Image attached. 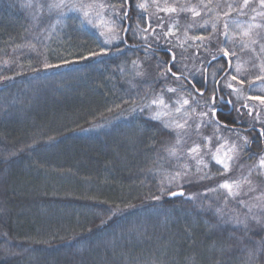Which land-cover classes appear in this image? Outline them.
Returning <instances> with one entry per match:
<instances>
[{"label":"trees","instance_id":"trees-1","mask_svg":"<svg viewBox=\"0 0 264 264\" xmlns=\"http://www.w3.org/2000/svg\"><path fill=\"white\" fill-rule=\"evenodd\" d=\"M174 1L178 11L169 16L177 15L179 25L188 23L180 29L183 37L185 33L199 37L198 32L208 31L188 27L198 20L179 8L188 6L190 0ZM98 2L105 8L96 7L95 11H103L107 18L112 12L109 6L128 10L129 19L117 33L122 39L111 45L103 43L102 29L82 26V16L70 7L47 13L36 10L37 0H0V77H10L0 79V264H264V223L250 219L245 235L242 227L219 222L208 208L209 204L213 209L223 204L225 193L206 189L230 177L215 162H210L206 171L212 179L198 181L193 175L191 182H184V196L165 193L159 201L151 198L161 195L164 171L159 168L167 154L164 148L174 143L176 136L151 119L148 108H140L157 96L169 101L182 95L190 101L189 110H208L205 99L213 88L221 89L218 97L232 100L235 108L219 105L217 119L227 124L219 130L239 138L246 135L253 141L239 154L242 167L264 153V138L259 135L261 124H254L256 114L252 111L249 116V108L243 107L250 105L248 99H237L226 81L238 75L244 83L233 81L234 86L239 84L252 96L264 97L257 86L264 81L255 79L259 71L253 67L262 57H252L264 55L259 53V43L253 45V53L237 43L234 57L224 58L219 53L216 60L210 56L201 68L191 59L198 42L184 39L181 47L178 40L168 41L163 35L168 27L165 12L161 11L165 15L161 20L155 15L149 18V10L154 8L149 6L151 0H129L127 5L121 0ZM231 2L211 0L215 8L217 3L222 5L216 8L221 21L245 23L252 17L251 8L260 9L258 0H250L245 15L232 12L225 17L227 8L223 5ZM138 3L148 6L139 9ZM107 8L110 10L104 11ZM138 18L141 28L152 24L149 32L135 37L131 31L125 34L122 28L134 26ZM55 21L56 27L52 25ZM155 22L162 23L163 28ZM152 29L155 34H151ZM229 29L237 31L231 23ZM263 30L257 29L260 42H264ZM222 32L220 23L217 35L210 31L211 40L204 43L207 51L234 47L232 42L222 45ZM161 37L166 39L164 43ZM101 47L108 55L80 58ZM168 49L176 54L172 71L181 76L179 80L170 74L161 76L166 65L157 67L158 62L171 60ZM37 53L47 55L53 64H60L61 59L72 62L44 69ZM243 58L250 61L240 75L235 65ZM133 61L141 65L136 70ZM137 69L142 75L135 74ZM214 79L220 83L214 84ZM205 87L208 91L201 97L196 89ZM168 88L176 91L168 92ZM260 119L264 121V116ZM212 124L209 129L214 131L217 127ZM253 125L256 131L250 130ZM192 138L183 149L190 147ZM252 154L256 155L248 158ZM190 174H196L193 168ZM255 180L256 186L264 184L262 175ZM171 191L177 188L173 186ZM232 206L230 203L229 208ZM235 206L239 209L238 204ZM239 211L242 215L247 212L246 208ZM261 219L264 221V211Z\"/></svg>","mask_w":264,"mask_h":264},{"label":"snow or ice","instance_id":"snow-or-ice-1","mask_svg":"<svg viewBox=\"0 0 264 264\" xmlns=\"http://www.w3.org/2000/svg\"><path fill=\"white\" fill-rule=\"evenodd\" d=\"M260 9L264 10V0H258ZM122 5L129 4V0H121ZM137 8L139 9H146V5L144 3H138ZM222 5L217 3L216 8H220ZM63 7H69L63 3V0H60L59 3H54L49 5V8H63ZM99 7L101 10L105 8V5L100 4L98 6H95L93 4H72L70 6V10L75 11L79 13L82 16L81 24L83 25H90L93 28L96 29H104L103 31H100V36L104 37L103 43L105 45H111L113 41L122 39L117 33L120 30V26L129 19L128 17V10L127 9H117L114 6L112 7V12L108 14V18H105V15L103 11H95V8ZM223 7L227 8V11L223 13L225 17H230L232 12H236L238 15H245L247 9L250 7V0H243L242 3L236 2V0H233L231 3H225ZM206 9V15L211 13L213 11L211 7V0H209L208 3H204L202 10ZM159 11H164L165 13H177L178 8L173 7H164L159 8ZM179 11L184 12H191L193 17H198L201 15V11L197 10L196 6L192 7H180ZM251 11L255 13L247 23H242L238 20H226L224 23V30L220 35L223 36V41L221 42L222 45L224 42H232L234 47L233 48H227L224 46H221L218 49L217 54H214L212 56L213 60H216L219 56V53H223L224 58L228 57H234L236 55L235 52V45L238 43L241 49H250L253 52L256 50L252 48V45H256L259 43V53L264 54V42H260V32L257 31V29H264V19L257 21V17L264 18V11H257L256 8H251ZM115 16L117 19L113 20L111 17ZM220 18V14L216 13V20L211 22V27L213 29V32L215 33L217 31V22ZM209 20H204V23L201 25V27H204L206 29L207 25L209 24ZM229 23L234 24L236 26L237 31L230 32L229 29ZM151 25L149 24V27L141 28L139 23V18L137 23L133 26L129 24L126 27L122 28V31L127 34L129 31H131L132 35L139 36L141 33H148L149 28ZM159 27L163 28V24L161 23ZM188 27H192V25H188ZM175 24H169L168 31L163 33L165 38L169 36H174ZM155 34V29H152V33ZM156 38L159 39V35L156 34ZM145 41L147 42L148 36H144ZM192 39L195 43L196 41H199L198 44H196L197 49H199L201 46L205 43V37H188L187 33H185V40ZM210 39V37H209ZM126 42V41H125ZM184 42L182 41L180 46L183 47ZM191 46V45H190ZM28 47L32 50H35V46L29 44ZM172 54V58L169 61H160L157 64V67H161L163 65H166V68L164 71H162L161 76L166 78L169 74L171 76H174L176 79H181V76H178L176 72L172 71V68L176 65V54L172 51V49H168ZM41 60L40 62L43 65L44 69L49 68H58L62 64H69L72 61H69L67 59H61L60 64H53L49 62V58L47 55L42 53H37ZM108 55V50L101 47L100 50L97 51H91L88 53L87 56H81V59H89L91 57H98V56H105ZM259 58V55L257 56ZM209 64L211 61L208 62ZM4 64L7 65L8 61L5 60ZM133 64L135 65L136 62L133 61ZM228 66L231 68V60L228 61ZM254 68H258L259 74L256 75V80L264 81V60H261V62L256 65H253ZM35 70V69H34ZM236 72L240 75H243L241 73L240 66H237ZM137 75H142V73L137 72ZM183 75V74H181ZM217 73L214 71L212 73V76L215 77ZM186 78V77H185ZM0 79H10V77H0ZM205 84H207V76H205ZM233 81H237L239 84H243L244 81L242 79H239L238 75H233L231 77ZM214 84H219L220 82L217 80H213ZM249 86L251 87V82H249ZM192 87L195 89L196 85L192 84ZM226 87L231 89L234 94L237 95V99L240 98L242 95V88L235 87L232 83H227ZM168 92H175L176 89L174 88H168ZM197 92H199V95L201 97L204 96V93L208 91V89L205 87L203 90L196 89ZM222 91L219 88H213L212 94L209 98L205 99L204 104L208 108L207 112L201 111L199 115L201 117H208L209 123H214L216 127L219 129L220 127L227 128V124L224 122H221L219 119H217V113L221 111L220 104H227L232 108H235V105L233 104L232 100H225L223 96L218 97V93ZM189 95H192V93H189ZM192 99L194 102L196 101V98L194 95H192ZM248 99L250 100H259L261 105H264V97L260 96H249ZM124 103H127V101H124ZM177 103L180 104L179 107L175 109L176 113H181L184 111V106L189 105L190 101L189 99H182V103L180 101H177ZM157 106V110L152 112L151 119L153 120H160L163 123V126L170 131L175 133L176 139L175 142L172 144H169L165 146L164 151L167 153L168 158H173L176 160L180 159L181 156V150L184 148L185 144V135L187 134V130L191 128V125L188 123L187 119H184L183 121H179L176 119H170L165 120L163 119L166 116H170V112L162 111L163 109L168 108V105L165 104L163 96H157L153 98L150 102V104H142L140 105L141 111L144 110V108L152 109V106ZM116 107H120V105H116ZM245 108H249L248 115L252 116V107L245 103L243 105ZM132 111H135V108L131 109ZM238 113L240 112L239 108L235 109ZM109 112L112 111V109H108ZM195 111V109H193ZM239 122V121H237ZM255 123H260L261 128L259 129V135L260 137L264 138V121L260 119L259 112H257L255 117ZM202 127V124H196V131L199 133V129ZM252 131H256L254 125L250 129ZM208 143L201 145L198 142H193V144L187 148V156L188 158L196 161V174H190L189 171V165L187 163L181 164L178 168L174 169L170 172H164L162 174V179L160 181V193L161 195H153L151 198L153 200L159 201L161 199V196L165 193H167L169 196L175 197V196H184L185 193L183 191V184L184 182H191L193 175H195V179L198 181H204V180H210L213 177L209 175L208 172L204 171V169H207L209 166V163L203 159V155H211L212 160L215 161L217 165L220 166L221 169H223V174H227L232 170L233 162L236 158H238L240 152L250 145L253 141H250L249 137L244 135L240 136V140L243 143H236L233 142L230 147L225 150L224 144H218L215 151H212L210 144H211V138L210 137H204ZM221 139V137H217V140ZM227 143V141H225ZM207 149V151H204ZM203 153V154H202ZM256 155V154H252ZM202 166V167H201ZM256 172L258 175H264V153L260 154L258 157V160L255 164L251 165L248 174L247 175H241L239 178L236 179H225L221 183L217 184L215 187L207 188V192H216L219 190H224L225 196L223 204L216 206L213 209V206L211 204L208 205V208L210 210L214 211V215L216 216L217 220L224 224H232L236 228L242 227L244 229L245 235H248L249 232V220L255 221L257 224L264 223L262 219L258 216L252 215L253 208H259L262 211H264V192H260L258 195L250 196L251 200L256 201V203H249L248 201L242 199L241 197L250 195L251 193L256 192V187L253 185L251 176L252 173ZM198 174V175H197ZM165 184H167V187H165ZM176 187L177 191H171L172 187ZM187 199H192L191 196H188ZM233 204L231 208H229V204ZM236 204L239 205V209L246 208L247 212L241 215L239 209L235 206ZM116 211H119V208L112 210V214L114 215ZM102 223H105V221H102ZM252 253L249 252V258H251Z\"/></svg>","mask_w":264,"mask_h":264},{"label":"rangeland","instance_id":"rangeland-1","mask_svg":"<svg viewBox=\"0 0 264 264\" xmlns=\"http://www.w3.org/2000/svg\"><path fill=\"white\" fill-rule=\"evenodd\" d=\"M187 1H189V0H187ZM59 2H60V0H37L36 10L37 11H41V12H42V10H44V11L46 10L47 13L48 12L49 13L50 12H55V13L56 12H60V11H62L64 9V7L63 8H59V9H57V8L50 9L49 8V5L54 4V3H59ZM63 3L65 5H67V6H69V7L72 4H75V3H77V4H81V3L82 4H93L95 6H98V5L101 4V2H98V0H63ZM204 3H208V0H190V3L186 7L196 6L197 10H200L201 11V15L198 16V17H195L198 21H197V23H195V26H192V28H195L197 30L199 28H202L203 30H205V28L204 27H201V25L204 23V20H206V19L210 21L209 24L206 27V29H208V31H205L204 33L198 32L199 33V37H205L206 38L205 39V42H206V41L211 40V38L209 39V37L212 36L211 33H210V31H213V29L211 27V22H213V21L216 20V17H214L212 14H214L216 16V13L217 12H216V8L211 5L213 11L211 13H209V14L206 15L205 13H206L207 10L206 9L202 10V7H203V4ZM147 6L148 5L146 3V7ZM149 6H150V8L154 7L152 10H149V18H151L152 16L155 15L156 18H159L161 20V18L164 17L165 15L167 16V14H168V16H169V13H167V14L165 13V15H163V13H161V11L158 10V6H159V8L173 7V6L177 7V1H174V0H151V2L149 3ZM45 7H46V9H45ZM110 9H112V8H110ZM110 9L107 8V10H104V11H109ZM257 11H264V10L258 8ZM109 13L110 12H108V14ZM190 14H191V12H190ZM253 15H255V13L252 12V16ZM166 16H165L164 22H167L168 26H169V24H178L180 22L179 17L177 15L175 17H170V16L169 17H166ZM105 18H107V17L105 16ZM175 19L177 20V23H176V20ZM260 19H264V18L257 17V21H260ZM247 22H245V23H247ZM56 23H57V21H55L54 24H52V25L54 27H56L55 26ZM219 23L221 24L222 29L224 30V23L225 22L224 21H221L220 18H219ZM219 23L217 22V27H218V24ZM159 24H161V23H158V24L156 22L154 23V25H156V26H158ZM187 24L180 23V25L179 24L176 25L177 30L176 31L174 30L175 35L174 36H169L168 39L169 38H173L174 41H177L178 40V41L182 42L185 39V37H183L184 32L183 31H180V29L183 28V27H185V26H187ZM189 28H191V27H189ZM103 30L104 29H102V31ZM165 31H168V27H167V29H165ZM263 33H264V30H263ZM215 34L217 35V33H215ZM118 40H115L112 43H115ZM161 40H162L161 42L164 43L165 40H164L163 37H161ZM168 41H170V39ZM197 42L199 43V41H197ZM208 45H207V47H208ZM205 47L206 46L203 45L198 50L195 49L194 50V54L191 56V59L194 58L195 59L194 61L197 60L198 63H200L201 68L206 63V61L208 60V58H210V56H213V54L217 53L212 48L210 49V51L209 50L207 51V49ZM210 47H211V44H210ZM252 48H254L253 45H252ZM199 50L202 53L201 52H198ZM246 50H250V49H246ZM203 52H205V53L203 54ZM250 52L253 53L252 50H250ZM199 53H201V54L198 55ZM257 56L258 55H254L252 57H253V59H255ZM259 56H260L259 58L262 57V60H264V55H259ZM249 61L250 60H248L246 58H243V61H238L236 63L235 69L237 68V66H240L241 73L243 74L242 70L246 66V63H249ZM259 63H260V61H256V65H258ZM136 66H141V65H140V63H138V65L137 64L133 65V67L135 68V70H136ZM137 70H138L137 72H140L141 73V69H137ZM254 70H253V72H254ZM256 70L258 71V68H256ZM243 71H245V69ZM131 72H132V70H129L128 71V73H131ZM137 72L135 74H137ZM123 73H126L127 74V72L125 71V69H124V72ZM229 82L234 85V82L235 81L233 82V80L231 78H229L226 81V84L229 83ZM258 85H259V89L258 90L264 92V84L263 85L257 84V86ZM235 87L242 88V90H243L242 91V95L240 96V99H243L244 98L243 100H245V99H248L249 96H252V94H249L247 92V89L241 87L239 84L238 85L235 84ZM227 89H229V88H227ZM229 90H231V89H229ZM182 99H184V96H182V95H179V96L175 97L173 100H169V101L164 98L165 104L168 105V108L163 109L162 111L170 112V116H166V117L163 118L165 120H170V119H176V120H179V121H183L184 119H187L188 120V123L191 125V128L187 130V134L184 137L185 143H186V141L190 140L191 137L193 136L191 143L189 142L190 146L193 144V142H198L201 145H204V144L208 143V141H206L204 139V137H210L211 138L210 147H211L212 151H215V149H216V147H217L218 144H224V148H225V150H227V148L230 147L233 142H236L238 144L239 143H242V141L240 140L239 137H237V135L234 136V135L227 134V133L224 134L218 128L216 130H214V131H212V129L210 130L209 129V126L213 128V124L211 125V123L208 122V117H201L199 115V113L201 111H198V110L197 111L189 110L190 109L188 107L189 105H185L184 106V111H182L181 113H176L175 112V109L177 107H179L180 104H177L175 106V104L173 102H176L177 103V101H180V103H182ZM151 100L148 102V104H150ZM247 101H248V103L250 104L251 107L253 106L252 109H253L254 114H257V112H259V115L260 116H264V111H263L264 110V105H261V103H260L259 100H250V99H248ZM173 104H174V106H173ZM156 110H157V106L153 105L152 106V109L150 110L151 115H152V112L153 111H156ZM202 111L207 112L208 110H202ZM254 117H256V115ZM158 121L161 122L160 120H158ZM161 124L163 125L162 122H161ZM196 124H202V127L199 129V133H197V131H196ZM165 129H167V128H165ZM167 130H169V129H167ZM217 137H221V139L217 140ZM225 141H227V143H225ZM204 151H207V149H205ZM181 153H182V160H176V161H173L172 158H168L167 157V154H166V156L161 160V166H160V168L157 165L156 166V169L158 167L159 168V171L170 172V171H173L174 169L178 168L181 164L187 163L190 166L189 167V171L191 172V170L193 168L194 169V173H196V168H197L196 161L188 158V156H187V148L186 149H183ZM183 157H184V159H183ZM239 157L240 156H238V158H236L235 161L233 162V167H232V170L229 172L230 173L229 174L230 177H228V179L229 178L236 179V178H239L241 175H247L245 170L246 169L248 170L250 168V166L253 165V164H255L257 162V160H258V158L255 157L256 159L251 160V162L250 161L245 162L244 164H242V167H241V164H238V162H240ZM252 157H254V156L253 155H250L248 158L251 159ZM203 159L209 163V166H210L211 163H214L215 162L214 160H212L210 154L203 155ZM173 165L175 167H173ZM209 166H208L207 169H204V171H208L209 170ZM234 166H235V168H234ZM233 168H234L235 171L233 170ZM257 175H258L257 173L253 172L252 173V176H251V180H252L253 185L255 187H257L256 188V192L251 193L250 195L241 197L242 199L248 201L250 204L251 203H256V201L250 199V196H255V195H258L260 192H264V184L263 183H260L259 182L258 186H256L257 183H256V180H255V177ZM262 176L264 177V175H262ZM216 185H217V183H216ZM261 212H262L261 209H259V208H253L252 215H255V216H258V217L261 218Z\"/></svg>","mask_w":264,"mask_h":264},{"label":"water","instance_id":"water-1","mask_svg":"<svg viewBox=\"0 0 264 264\" xmlns=\"http://www.w3.org/2000/svg\"><path fill=\"white\" fill-rule=\"evenodd\" d=\"M228 100V99H227Z\"/></svg>","mask_w":264,"mask_h":264}]
</instances>
